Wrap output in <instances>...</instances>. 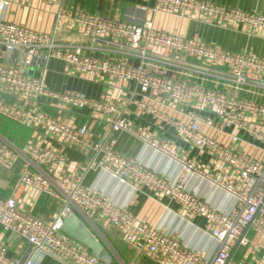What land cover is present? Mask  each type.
I'll use <instances>...</instances> for the list:
<instances>
[{"label":"built area","instance_id":"built-area-1","mask_svg":"<svg viewBox=\"0 0 264 264\" xmlns=\"http://www.w3.org/2000/svg\"><path fill=\"white\" fill-rule=\"evenodd\" d=\"M33 1L0 0V118L43 132L41 142L21 147L0 134V177L14 180L11 195L0 196V228L29 243L33 251L21 261L10 256L8 245L0 239V264H37V253L61 264H110L64 232V221L71 216L100 228L118 229L132 249L150 255L157 264H245L233 259L234 250L250 243V230L264 238V160L239 152L235 144L240 137L228 130L244 131L264 145V129L258 128L264 126V58L248 49L226 51L197 36L156 28L150 20L129 22L67 5L65 0H38L55 8L58 19L82 26L84 42H61L55 31L41 32L5 18L12 5ZM150 1L156 11L219 26L241 25L249 34L264 31V14L257 11L199 0ZM8 51L15 53L10 61ZM52 60L63 62L81 77L124 84L128 94L115 101L109 95L91 99L77 91L52 90L46 82ZM43 98L55 104L57 115L41 109ZM74 110L108 116L111 129L96 139L88 125L64 119V112ZM131 116L150 121L155 129L133 123ZM167 127L209 154L213 172L173 151L161 136ZM116 133L142 141L187 174L207 179L235 199L237 211H218L189 191L183 179L170 180L125 155L118 149ZM65 149L88 154V168H105L114 177L167 197L186 213L205 219L207 232L217 243L213 255L207 258L187 248L172 232L115 206L78 176L62 173L54 182L39 170L67 163ZM220 165L240 175L232 178ZM28 189L59 202L53 218L33 215L19 206V193Z\"/></svg>","mask_w":264,"mask_h":264},{"label":"crops","instance_id":"crops-1","mask_svg":"<svg viewBox=\"0 0 264 264\" xmlns=\"http://www.w3.org/2000/svg\"><path fill=\"white\" fill-rule=\"evenodd\" d=\"M212 2L218 5L239 8L246 11H257L264 14V0H199ZM67 5L81 6L97 13L115 16L129 22L144 23L152 21L156 28L177 32L186 37H199L202 41L216 45L226 51L236 52L248 49L264 58V31H255L249 34L241 25L219 26L203 22L198 19L181 17L155 10V3L150 0H65ZM4 16L9 21L25 24L41 32H56V38L61 42L82 43L85 41L83 28L73 20L58 19L57 10L35 0L25 6L12 5ZM48 86L55 91H77L91 99H100L109 95L115 101L123 100L129 87L124 84L109 85L106 82L93 81L72 72L63 62L52 60L46 73ZM133 90V87L131 88ZM41 109L55 116L58 108L49 99H41ZM67 122L77 125H88L99 138L104 132L111 129V119L106 115L93 116L87 110L64 112ZM132 122L144 127L155 129L151 122L131 116ZM264 129V126H258ZM230 134L240 137L235 144L237 150L252 158L264 160V145L253 140L244 131L230 128ZM0 134L16 147L26 142H41L43 132L33 129L11 126L7 129L0 127ZM167 139L173 151L196 160L198 165L213 172L212 159L207 153L199 151L181 140L167 127L161 135ZM118 141V149L127 156L135 158L142 165L151 168L164 177L176 181L183 179L189 191L203 198L211 207L221 212L237 211V203L229 194L212 185L207 179L187 174L177 162L159 155L143 144L142 141L123 133L114 134ZM229 142V137L224 138ZM67 163L56 167H39V170L57 182L62 173H70L82 178V183L97 193L107 197L115 206L122 208L140 220H145L166 232H172L187 248L200 251L210 258L217 248V243L208 234V224L203 218L186 213L181 207L167 197L160 196L147 188L137 187L132 182H124L114 177L105 168H88L89 155L77 149H65ZM230 177L238 178L240 173L227 166L220 165ZM8 185L0 186V196L8 197L12 193L14 180L7 181ZM19 206L33 215L51 219L60 208L57 200L38 194L32 190L19 193ZM91 232L98 238L111 254V264H157L146 253H138L125 241L123 234L115 228H100L93 223L83 220ZM250 243L239 246L233 252V259L245 264H264V238L249 231ZM0 239L9 247L10 256L25 261L32 254L29 243L5 232L0 228ZM37 264H61L52 257L42 253L34 254Z\"/></svg>","mask_w":264,"mask_h":264},{"label":"water","instance_id":"water-1","mask_svg":"<svg viewBox=\"0 0 264 264\" xmlns=\"http://www.w3.org/2000/svg\"><path fill=\"white\" fill-rule=\"evenodd\" d=\"M15 53L10 51L6 54V60L13 59ZM8 185V182L0 179V186ZM64 232L90 248L91 252L102 260L112 263L113 258L98 238L91 232L88 226L77 216H71L64 221Z\"/></svg>","mask_w":264,"mask_h":264},{"label":"trees","instance_id":"trees-1","mask_svg":"<svg viewBox=\"0 0 264 264\" xmlns=\"http://www.w3.org/2000/svg\"><path fill=\"white\" fill-rule=\"evenodd\" d=\"M11 126L12 125H11L10 121L7 122V120H4V119L0 118V127H4V128L9 129V128H11Z\"/></svg>","mask_w":264,"mask_h":264},{"label":"rangeland","instance_id":"rangeland-1","mask_svg":"<svg viewBox=\"0 0 264 264\" xmlns=\"http://www.w3.org/2000/svg\"><path fill=\"white\" fill-rule=\"evenodd\" d=\"M7 122H9V121H7ZM10 123H11L12 126H16V127H18V125L14 124V123H12V122H10Z\"/></svg>","mask_w":264,"mask_h":264}]
</instances>
